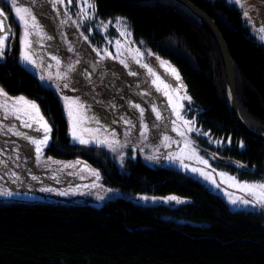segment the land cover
<instances>
[{
  "label": "trees",
  "instance_id": "16d2710c",
  "mask_svg": "<svg viewBox=\"0 0 264 264\" xmlns=\"http://www.w3.org/2000/svg\"><path fill=\"white\" fill-rule=\"evenodd\" d=\"M188 1L214 21L226 45L240 118L264 134V44L250 36L233 4ZM94 4L100 18L120 16L135 39L175 67L191 97L186 111L208 133L196 141L204 154L218 157L214 166L239 180L264 181V145L232 122L220 52L197 19L168 0ZM17 52V45L4 52L0 87L39 106L51 127L49 154L87 157L89 151L90 161L108 175L105 183L183 202L139 205L116 199L99 207L0 203V264H264L262 213L231 211L202 184L169 168L137 161L120 173L105 154L72 143L58 97L19 66Z\"/></svg>",
  "mask_w": 264,
  "mask_h": 264
},
{
  "label": "rangeland",
  "instance_id": "374dc122",
  "mask_svg": "<svg viewBox=\"0 0 264 264\" xmlns=\"http://www.w3.org/2000/svg\"><path fill=\"white\" fill-rule=\"evenodd\" d=\"M225 1L238 8L241 21L248 29L250 36L256 42L264 44V39L261 38L264 36V32L261 31L264 28V0H241L240 4H237L235 0ZM21 3L33 10L39 24L43 28V34L41 35H37L29 28L31 33L29 40L32 41L31 48L33 55L37 58L36 63L41 65V69L46 68L47 73L51 75L52 79H48L44 71L21 62L19 56V38L22 26L19 18L16 17L12 10L10 0H0V11L3 12V16H0V25L4 29V31H0V35H4L5 44L3 56L0 57V63L5 60L4 52L17 45V63L19 66L28 72L40 87L52 91L58 97L66 121L68 137L72 143L78 144L84 149H94L97 152L105 154L107 160L120 173H126L128 167L137 161L149 167L159 166L175 170L202 184L223 201L231 211L262 213L264 222V207L259 205L254 206L253 204L245 205L240 203L239 200L236 203L231 202L232 199L237 197L251 199L236 184V181L246 180H239L228 172L214 166L213 161H216L218 157L212 154H204L203 149L199 147L196 141V136H204L196 121L195 128L199 129L200 132L193 131L188 133V135L194 142L193 147L196 153L207 160L208 165L201 164L194 157L187 154H185L183 164L188 167H182L181 161L178 159L171 160L164 158L169 153L179 154L182 146L175 142L179 141L180 137L171 130V119H174V117H171V110L167 108L166 99L156 92L155 87L152 85L151 76L140 64L135 63L127 52H124L121 57L122 59H126L129 65L128 68H125L116 59L104 58L101 60L97 57L96 52L93 51V48H97L101 50V54L103 55V49L106 48L115 56L117 54L116 42L119 40L125 47L139 49L142 54L143 63L152 67L158 75L165 79L167 83L173 85V87L177 85L178 82L175 78L166 72L165 67L160 63L161 60L166 61L167 65L174 67L168 60L147 48L144 41L135 39L132 33L130 37L120 35V32L117 31L116 18H120L121 27L126 26V29L131 32L127 22L123 18L120 16L100 18L95 8V12L90 20L79 23V8L76 5V0H72L71 3L68 0H64L63 4L56 3L55 8H53L50 0H18V5ZM88 11H91V9ZM245 11L248 12L247 17L243 14ZM66 13L67 15H65ZM73 21H77L78 23H73ZM103 22H107L108 27L101 32L100 26ZM89 27L92 29L91 32L88 31ZM5 32L7 33L6 35ZM84 37H87V40ZM129 41H131L130 44ZM69 47L73 48L72 52L68 51ZM52 55L59 57L62 64L61 68L58 69L55 66V62L51 59ZM157 57L160 59L158 60ZM76 60H80L81 63L75 65L77 72L71 74V79L69 80L71 87L64 88L63 82L56 79V73L58 71L63 72L65 70L64 65ZM93 68H95V71ZM130 71L135 72L136 75H130ZM41 75H45L46 78L41 80ZM180 83L182 84V88L180 89L181 94H186L181 78ZM57 85H59V90L57 89ZM0 89L2 88L0 87ZM4 92L7 93L5 90ZM7 96L17 97L24 95H10L7 93ZM62 96L80 97L81 100L86 101L91 108V111L87 114L89 116L95 114L100 118L102 125H106L109 129H115L120 147L116 151H111L107 147L97 146L95 143L80 144L78 141L73 140L68 132V115L64 109ZM24 97L27 98L26 96ZM97 101L101 103L97 104ZM128 101H132L134 104L138 103L144 109V122L149 128L147 139H144L139 131L140 112L130 107ZM3 102L4 97L0 96V103ZM182 103L184 104V108L181 110L183 115L186 119L191 120L192 117L186 111L189 107V101L184 100ZM152 104H156L159 110H161L165 118L164 120H156L151 110ZM121 116L133 122L131 131L127 135H125V131L129 126L123 123L120 119ZM44 118L50 125L48 119L45 116ZM113 120L117 122L112 123ZM153 124H156L157 127L153 128ZM11 125H15L18 130L27 132L30 135H38L32 129L21 127L19 120L15 118L9 117L8 119H4L3 112L0 111V160L5 161L4 165H0V188H7L13 193L7 197L0 195V203L20 202L55 206L89 205L99 207L107 201L116 199H126L139 205L160 203L175 205L183 202L179 198V202L164 199L173 195H148L131 192L105 183L108 175H104L101 168L94 166L90 161L89 157H91V154L89 151L86 152L87 157H80L78 155L56 157L49 154L48 147L51 142V131L49 133L50 140L43 149L40 162L37 163L33 146L7 131ZM88 126L95 127L96 125L91 124ZM164 134L171 137L173 141L167 148L163 146L165 142L162 140V135ZM39 135H43V133L40 132ZM14 148L16 149L15 152H13ZM120 152L124 153L122 157L120 156ZM150 155L154 156L155 159H147ZM48 157H51V160H48ZM99 159L98 155L94 157V160ZM192 168L202 169L204 172L209 173L210 179L201 176L199 172H192ZM89 169H95L99 173L98 180ZM11 171L17 172L20 176V179L15 183L12 182L15 179L14 177H11L10 174L6 175V173H10ZM220 172H224L227 175L220 176L218 174ZM32 175H35L37 179L32 180ZM229 176L234 177L235 180H229ZM93 182L96 184L95 187H93ZM45 187H50L54 191L40 190ZM61 192L67 194L61 195Z\"/></svg>",
  "mask_w": 264,
  "mask_h": 264
},
{
  "label": "snow or ice",
  "instance_id": "6c2138e0",
  "mask_svg": "<svg viewBox=\"0 0 264 264\" xmlns=\"http://www.w3.org/2000/svg\"><path fill=\"white\" fill-rule=\"evenodd\" d=\"M68 2L71 3L72 0H68ZM235 2L237 4H240L241 0H235ZM10 3L12 10L14 11L16 17L19 18V22L22 26V32L19 38V56L21 62H25L36 67L39 70L44 71L47 75V78L52 79L51 75L47 73V69H41V65L36 63L37 58L32 53V41L29 40V36L31 34L29 28H31L37 35L43 34V28L39 24L36 14L30 7L24 6L22 3L18 5V0H10ZM50 3L52 4L53 8H55L56 3L63 4L64 0H50ZM76 5L79 8V23H83L84 21L90 20L92 18V15L95 12L94 0H76ZM89 9H91V11H88ZM243 14L245 17L248 16L247 11H245ZM65 15H67V13ZM0 16H3L2 11H0ZM73 23L78 22L73 21ZM120 25V18H116L117 31H119L120 35L123 37H130L131 32L126 29V26L121 27ZM107 27L108 23L103 22L100 26V31L103 32ZM0 31H4L2 25H0ZM88 31H92L91 27L88 28ZM261 31L264 32V28H262ZM6 34L7 33L5 32V35ZM81 35H83V33H81ZM261 38L264 39V36H262ZM84 39L87 40V37H84ZM130 43L131 41H129V44ZM4 47V35H0V57L3 56ZM68 51L72 52L73 48L69 47ZM93 51L96 52L97 57H99L101 60H103L104 58L116 59L120 64L124 65L125 68H128L129 65L126 59H122L121 57L123 56L124 52H127L135 61V63L140 64L142 68L147 70L148 74L152 78L151 83L155 87L156 92L160 93L166 99L167 108L171 110V117H174V119H171V130L180 137V140L175 142L181 144L182 146L179 154L169 153L164 158L171 160L178 159L181 161L182 167H188L187 165L183 164V159L185 158V154H187L191 157H194L201 164L207 166L208 161L196 153V150L193 147L194 142L188 135V133L193 131L199 133L200 130L195 128L196 117L193 116L191 120L186 119L181 111L184 108V104L182 103V101H191V97L187 94H181L180 89L182 88V84L180 83V76L176 69L174 67H171L170 65H167L166 61H160L161 65L165 67L166 72L173 76L178 82L177 85L173 87V85L167 83L165 79L158 75L152 67L142 62V54L139 49L125 47L119 40L116 42L117 54L115 56H113L106 48L103 49V55L101 54V50L97 48H93ZM51 59L55 62V66L58 69L62 67L61 60L58 56L52 55ZM157 59L159 60L160 58L157 57ZM80 63V60L68 63L67 65L63 66L65 69L63 72L58 71L56 73V79L63 82L64 88L71 87L69 83L71 74L77 72L75 65ZM93 70L95 71V68H93ZM129 74L136 75L135 72L131 71L129 72ZM45 78V75L40 76L41 80H44ZM89 82L91 83L90 80ZM57 89L59 90V85H57ZM0 96L4 97V102L0 103V111L3 112L4 119H8L9 117L15 118L16 120H19L21 127L32 129L38 134L35 136L30 135L27 132L18 130L15 125H11L7 129V131L12 135L27 141L28 144L33 146V150L36 155V161L37 163H39L43 149L47 146L50 140L49 133L51 131L50 125L41 114L39 106L35 101L28 100L24 96L8 97L7 93H5L3 89H0ZM62 99L64 101V109L68 115V132L72 136L73 140L78 141L80 144H89L90 142L95 143L97 146L107 147L111 151H116L120 147L119 140L116 138V130L109 129L106 125H102L100 118L95 114H93L92 116H89L87 114L91 111V108L86 101L81 100L80 97L69 96H62ZM99 103L101 102L97 101V104ZM128 103L130 107H133L140 112L139 131L141 133V136L144 139H147L149 128L148 125L144 122V109L141 108L140 104L138 103L134 104L132 101H128ZM151 110L155 115L157 121H162L165 119L161 110H159L156 104H152ZM120 119L125 125L129 126L125 131V135H127L128 132L131 131L133 122L124 116H121ZM116 122V120L112 121V123ZM91 124H95L96 126H88ZM152 127L155 128L157 127V125L153 124ZM40 132H42L43 135H39ZM203 135L207 136L208 133L205 132L203 133ZM162 140L165 142L163 146L166 148L170 143L173 142L171 140V137L166 134L162 135ZM15 151L16 149L14 148L13 152ZM123 155L124 153L120 152V156L122 157ZM147 159L152 160L155 159V157L150 155L147 157ZM48 160H51V157H48ZM4 164L5 161L0 160V165ZM89 171L96 176L97 180L99 179V173L95 169H89ZM191 171L194 173L199 172L201 176H204L206 179H210V174L204 172L202 169L192 168ZM8 174H10L11 177L15 178L12 181L13 183L20 179V176L17 172L11 171L10 173H6V175ZM218 174L220 176L227 175L224 172H220ZM31 179L36 180L37 177L35 175H32ZM228 179L235 180V178L231 176H229ZM236 184L240 186V190L246 192L247 195L251 197V199L237 197L231 200L232 203H236L237 200H239L240 203L245 205L253 204L254 206L259 205L261 207H264V181H236ZM95 186L96 184L95 182H93V187ZM40 190L54 191V189L50 187L41 188ZM69 190L71 191V189ZM12 194L13 193L7 188H0V195L2 196L7 197L11 196ZM60 194L65 195L67 193L61 192ZM164 199L176 200L177 202H179V199L175 196H169Z\"/></svg>",
  "mask_w": 264,
  "mask_h": 264
},
{
  "label": "water",
  "instance_id": "95a60500",
  "mask_svg": "<svg viewBox=\"0 0 264 264\" xmlns=\"http://www.w3.org/2000/svg\"><path fill=\"white\" fill-rule=\"evenodd\" d=\"M125 2L142 3L150 0H122ZM180 4L184 7L193 17H195L199 23L205 28V30L211 35L215 41L218 50L221 55L225 79H226V108L230 114L232 122L237 129L246 137L259 141L264 145V134L256 132L249 128L240 118L237 111L236 97H235V77L231 59L229 57L226 45L214 23V21L207 16L206 13L195 7L188 0H169Z\"/></svg>",
  "mask_w": 264,
  "mask_h": 264
}]
</instances>
